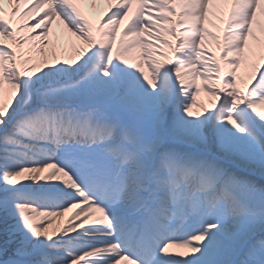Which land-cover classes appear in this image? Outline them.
<instances>
[{
    "label": "snow or ice",
    "instance_id": "obj_1",
    "mask_svg": "<svg viewBox=\"0 0 264 264\" xmlns=\"http://www.w3.org/2000/svg\"><path fill=\"white\" fill-rule=\"evenodd\" d=\"M0 264H264V0H0Z\"/></svg>",
    "mask_w": 264,
    "mask_h": 264
}]
</instances>
